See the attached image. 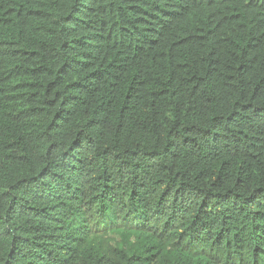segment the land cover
Masks as SVG:
<instances>
[{
  "label": "trees",
  "instance_id": "obj_1",
  "mask_svg": "<svg viewBox=\"0 0 264 264\" xmlns=\"http://www.w3.org/2000/svg\"><path fill=\"white\" fill-rule=\"evenodd\" d=\"M0 264H264V0H0Z\"/></svg>",
  "mask_w": 264,
  "mask_h": 264
}]
</instances>
